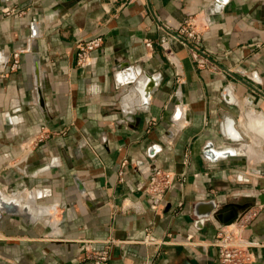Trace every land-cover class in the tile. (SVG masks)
Returning a JSON list of instances; mask_svg holds the SVG:
<instances>
[{
	"label": "crops",
	"instance_id": "crops-1",
	"mask_svg": "<svg viewBox=\"0 0 264 264\" xmlns=\"http://www.w3.org/2000/svg\"><path fill=\"white\" fill-rule=\"evenodd\" d=\"M154 166L186 176L161 201ZM245 198L264 264V0H0V264H93L110 237L108 264H219L205 212Z\"/></svg>",
	"mask_w": 264,
	"mask_h": 264
},
{
	"label": "built area",
	"instance_id": "built-area-1",
	"mask_svg": "<svg viewBox=\"0 0 264 264\" xmlns=\"http://www.w3.org/2000/svg\"><path fill=\"white\" fill-rule=\"evenodd\" d=\"M6 10L7 13L15 11ZM22 12V11H19ZM180 35L186 36L188 39L193 40L195 43L201 41L202 32L198 28L197 23L193 17H188L183 21L179 27ZM103 43V37L101 35H96L88 39L79 40L76 44V62L77 65L83 67L87 65L91 54L94 50L98 49ZM150 45V42H147ZM202 62H205L202 60ZM18 63V53L14 54V61L12 67H15ZM190 151H188L183 158L184 164H188ZM126 160L120 165L118 171V180L124 181L126 172ZM185 173L176 174L166 169H157L149 177V181L145 185V191L157 201H161L167 192L171 190L175 183L183 184L185 182ZM258 213V209H252L246 212L239 223L233 225L230 228L221 226L217 232L214 245L218 249V260L219 264H248L252 261V243L245 241L242 237V232L245 225H241L240 221L243 219L245 223H248L253 217ZM146 243L155 242L153 238L147 233L144 240ZM168 239H164L162 243H167ZM117 241L110 237L104 243L101 248H93L87 250L86 258L91 260L93 264H108L111 257L112 246L115 245ZM147 264H155L154 261L150 260Z\"/></svg>",
	"mask_w": 264,
	"mask_h": 264
},
{
	"label": "water",
	"instance_id": "water-1",
	"mask_svg": "<svg viewBox=\"0 0 264 264\" xmlns=\"http://www.w3.org/2000/svg\"><path fill=\"white\" fill-rule=\"evenodd\" d=\"M41 94V90H39ZM157 170L154 166L152 173ZM151 173V174H152ZM249 199H241L238 201L221 202L211 201L208 210L205 212L207 216H214L222 226L230 228L235 225L241 217L248 211L250 204ZM5 204L0 200V209L3 212Z\"/></svg>",
	"mask_w": 264,
	"mask_h": 264
}]
</instances>
